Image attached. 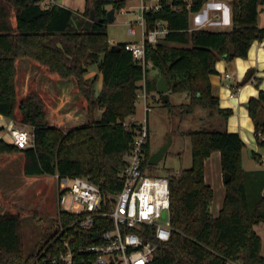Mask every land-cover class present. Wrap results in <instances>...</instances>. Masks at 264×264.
I'll list each match as a JSON object with an SVG mask.
<instances>
[{
    "label": "trees",
    "instance_id": "16d2710c",
    "mask_svg": "<svg viewBox=\"0 0 264 264\" xmlns=\"http://www.w3.org/2000/svg\"><path fill=\"white\" fill-rule=\"evenodd\" d=\"M47 1L0 0V115L30 127L33 137V145L26 149L0 138V155L21 154L26 176L88 177L105 194L121 190L120 174L138 130L134 122L129 128L123 123L136 113L139 83L145 82L148 99L162 76L169 95H186V102L177 107L181 115L202 107L227 119L231 110L219 108L209 76L216 73L217 61L245 59L252 43L264 40V27L256 25L264 0H231L228 32L190 29L189 15L208 0H159L160 10L145 13V31L160 23L167 32L155 45L146 44L145 58L151 66L144 72L125 50L126 43H109L106 13L109 8L115 13L122 10L123 0H85L80 14ZM90 11L95 19L89 30H83ZM20 59H29L59 80H72L83 100L86 124L67 131L52 127L38 93L19 98ZM91 65L97 66L98 74L86 78ZM151 68L157 73L152 80L147 77ZM98 79L101 89L96 93ZM246 108L256 142L264 148V91L251 97ZM185 135L191 142V167L167 177L171 233L166 242L152 240L157 248L150 264H264L261 239L253 229L264 223V168L243 170L244 143L238 133L202 128ZM213 152L220 153L222 172L230 174L216 217L209 212L213 190L204 180V162ZM73 219L56 213V230L25 255L21 214H0V264H30L59 227ZM110 226L109 219L98 218L91 232L73 228L75 245L98 243L91 237Z\"/></svg>",
    "mask_w": 264,
    "mask_h": 264
},
{
    "label": "built area",
    "instance_id": "2783aa9c",
    "mask_svg": "<svg viewBox=\"0 0 264 264\" xmlns=\"http://www.w3.org/2000/svg\"><path fill=\"white\" fill-rule=\"evenodd\" d=\"M145 1L142 0L141 14L136 20L142 26V40L125 44V50L131 53L144 72L151 66L145 58L146 44L155 45L167 32L160 23L153 30L145 31V13L162 8L159 0H149L155 2L150 5ZM127 32L129 35L136 34L132 24L128 25ZM229 77L225 75V78ZM140 90L148 112L145 87ZM130 122L136 123L138 130L120 174L121 190L105 194L88 177L56 176L57 213L73 216L74 219L65 227H59V231L35 254L30 264H150L157 248L152 240H169V180L167 177L145 175L148 125L146 121L133 119L123 124L129 128ZM6 129L17 148L26 149L33 145L32 134L23 124L9 119ZM98 218L109 219L110 229L91 237L93 240L98 238V243L76 246V235L72 229L91 232Z\"/></svg>",
    "mask_w": 264,
    "mask_h": 264
},
{
    "label": "crops",
    "instance_id": "0c3cea01",
    "mask_svg": "<svg viewBox=\"0 0 264 264\" xmlns=\"http://www.w3.org/2000/svg\"><path fill=\"white\" fill-rule=\"evenodd\" d=\"M123 1L125 2V0ZM230 1L208 0L199 12L189 15L190 29L211 32L230 31L232 28ZM49 3L63 6L80 14L84 9L85 0H48L45 4ZM127 42L137 41L129 40L125 43ZM109 43L112 45L110 40ZM16 67L18 97L23 98L29 92L38 93L45 103L46 118L50 126L67 131L70 128L86 124L87 118L83 112V100L76 91L72 80H59L56 76L47 74L45 69L40 68L29 59L18 60ZM250 69H254V73L245 84L241 85L240 83V87H237L232 83L234 77L237 80L243 76L245 77L247 71ZM215 71L216 73L209 76L211 91L218 98L219 108L231 110V114L225 119V128L228 132L238 133L244 143L241 152L242 168L244 171H247L243 166L248 161L247 165L254 166L249 171L263 169L264 148L259 147L256 142L254 125L248 115L246 104L251 97H257L259 90L264 91V40L253 42L245 59L237 58L230 62H226L224 59L217 61ZM226 74L230 77L225 78ZM96 83H100L98 87L100 91V79ZM139 85L142 87L143 83L141 82ZM184 97L186 98V95ZM196 109L197 107L193 112ZM130 119L138 121L135 116ZM8 120L0 115V138L9 143L5 139L6 135H8L12 144V139L4 124V122L8 123ZM249 153L256 156L257 161L255 163L248 160L250 159L248 158ZM4 166L7 168L3 171L1 177L3 187L0 192V214L19 213L12 211H21L24 208L33 207V205H28L33 193L29 190L30 183H47L45 185L46 189L41 186L37 187V195L40 192L39 190L44 189V198L51 191L57 195L56 175L42 177L26 176L23 173V158H19L15 154L0 155V169ZM204 180L213 190V199L209 206V212L213 217H216L222 208L225 196L219 152L211 153L205 160ZM17 207L21 210H17ZM253 229L260 238L262 237L264 242V225H255ZM261 255L264 256V253ZM227 264L235 263L228 262Z\"/></svg>",
    "mask_w": 264,
    "mask_h": 264
},
{
    "label": "rangeland",
    "instance_id": "374dc122",
    "mask_svg": "<svg viewBox=\"0 0 264 264\" xmlns=\"http://www.w3.org/2000/svg\"><path fill=\"white\" fill-rule=\"evenodd\" d=\"M145 2L147 5L155 3L149 0H146ZM124 3L123 10L115 13V20L112 23H106V32L112 45L125 43L129 40H135L137 42L142 40V26L139 23H136L138 16L141 14L140 8L142 5V0H125ZM129 24H132L134 27L136 31L135 35L128 34L127 30ZM256 25L259 28L264 27V5L260 6L258 9ZM96 73L98 74L97 66L91 65L89 66L85 77L91 78ZM147 77L151 80L157 78L156 71L152 68L149 69ZM243 78L244 76L237 80V78L234 77L232 79V83L237 87H240L239 84ZM142 83L145 84L144 81H142ZM99 86L100 83H96L94 86L96 93L99 92ZM141 89L143 90L144 87ZM159 98L160 95H158L156 91L151 92L148 95L147 106L149 107V110L146 112V109L144 108L145 99L141 90H139L136 103V113L134 115L138 121L147 122L149 133L147 143L148 156L167 143H170L164 157L156 165L147 164L145 167V175L149 177H168L180 172L181 170L191 167V142L189 137L185 135L186 131L202 128H209L216 131L226 130V120L221 115H219L217 111L211 112L208 109L197 107V109L192 114L181 115L177 107L180 104L186 102L184 94L171 93L169 95V101L167 105L162 104L159 101ZM6 123L7 122H4L5 127L7 125ZM24 127L28 132H31L30 127L26 125H24ZM5 139L10 143V138L8 135H6ZM15 155H18L19 158H22L21 154ZM248 156V158H250L248 160H251V162L255 163L257 161V159L254 157V154L249 153ZM247 162L244 163L243 167L245 170L249 171L253 169L252 167L254 166L247 165ZM6 168L7 167L4 166L0 169V192L2 191L3 187L1 177L3 171ZM45 185H47V183H30L29 190L33 193L32 197L29 199L28 205H33V207L24 208L22 210L17 207V210L21 211H12L19 212L22 216V232L25 255L31 254L35 246L46 242L48 237L56 230L54 218L58 209L57 195L51 191V193L44 198L43 194L45 193L44 191L46 189ZM38 186H41L45 189L39 190L40 192L37 195ZM259 224L260 226L264 225V223ZM260 239L261 254H263L264 242L262 237Z\"/></svg>",
    "mask_w": 264,
    "mask_h": 264
},
{
    "label": "water",
    "instance_id": "95a60500",
    "mask_svg": "<svg viewBox=\"0 0 264 264\" xmlns=\"http://www.w3.org/2000/svg\"><path fill=\"white\" fill-rule=\"evenodd\" d=\"M94 19H95L94 13L93 11H90L89 18L86 20L85 24L83 25V30H89ZM114 20H115V10L111 8L106 13V22L112 23ZM99 21L101 22L102 20L99 19ZM253 73H254V69L248 70L241 82V85L245 84L252 77ZM156 92L158 93V95H160V102L162 104H166L169 101L170 87L167 85L165 79L162 76H160L156 82ZM169 144L170 143H167L157 151L150 154L148 157V164L156 165L164 157L165 152L169 147ZM229 180H230V174L224 172L223 182L227 183ZM162 216L163 217L165 216V212L163 213Z\"/></svg>",
    "mask_w": 264,
    "mask_h": 264
},
{
    "label": "flooded vegetation",
    "instance_id": "af4514ba",
    "mask_svg": "<svg viewBox=\"0 0 264 264\" xmlns=\"http://www.w3.org/2000/svg\"><path fill=\"white\" fill-rule=\"evenodd\" d=\"M149 157V156H148Z\"/></svg>",
    "mask_w": 264,
    "mask_h": 264
}]
</instances>
